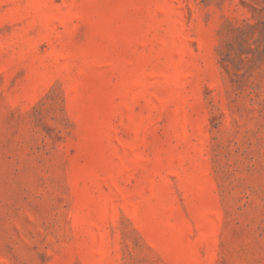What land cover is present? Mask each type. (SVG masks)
<instances>
[{"label":"rangeland","instance_id":"374dc122","mask_svg":"<svg viewBox=\"0 0 264 264\" xmlns=\"http://www.w3.org/2000/svg\"><path fill=\"white\" fill-rule=\"evenodd\" d=\"M0 264H264V0H0Z\"/></svg>","mask_w":264,"mask_h":264}]
</instances>
